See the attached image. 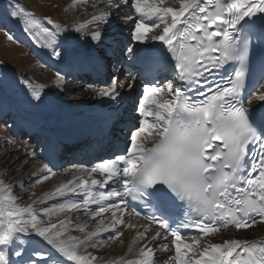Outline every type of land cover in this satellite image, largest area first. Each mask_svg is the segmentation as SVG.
Instances as JSON below:
<instances>
[{
	"label": "snow or ice",
	"instance_id": "snow-or-ice-1",
	"mask_svg": "<svg viewBox=\"0 0 264 264\" xmlns=\"http://www.w3.org/2000/svg\"><path fill=\"white\" fill-rule=\"evenodd\" d=\"M105 6L107 11L70 27L48 17L45 24L13 0L0 11V26L22 22L53 60L70 64L75 45L112 54L108 26L115 13L130 8L134 15L123 18L130 35L119 51L140 68L135 74L126 70L130 79L123 82L113 75L101 89L89 87L101 99L119 103L124 90L131 94L137 81H144L136 103L140 119L126 151L74 165L80 175L47 197L66 198L63 202L36 209L33 204L46 203L39 200L21 207L15 186L0 182V264H94L97 257L88 249L102 246V233H109V240L121 235L128 198L152 212L143 215L131 207L127 214L148 225L128 245L134 258L120 257L113 264H264V240L187 243L182 232L195 229L207 237L230 225L240 230L257 218L264 221V91L244 94L249 74L255 77L253 88L264 89V0H174L169 6L165 0H107L91 10ZM227 67L232 72L225 77ZM66 79L58 72L57 87L64 90ZM24 83L31 100L45 102L43 86ZM246 101L259 103L245 107ZM141 137L144 143H138ZM25 155L35 159V148ZM41 172L51 175L53 169L45 164ZM97 173L102 179L93 178ZM110 185L119 187L109 190ZM81 208L92 212L93 221L107 212L114 219L110 227L83 237L69 233H83L87 224L69 228L65 219H51L55 210L78 215ZM153 224L157 228L149 235ZM154 247L167 255L157 257Z\"/></svg>",
	"mask_w": 264,
	"mask_h": 264
},
{
	"label": "bare ground",
	"instance_id": "bare-ground-1",
	"mask_svg": "<svg viewBox=\"0 0 264 264\" xmlns=\"http://www.w3.org/2000/svg\"><path fill=\"white\" fill-rule=\"evenodd\" d=\"M83 1L84 0H76V3H80ZM88 2L89 6L86 8L83 16H81L78 21H75L76 24L88 21L93 15L97 14L99 11L108 10L107 6L103 8H97L95 11L91 10L93 5H106L107 0H90ZM169 3V0H165V6H169ZM2 6H5L4 8L7 9L6 3H3ZM74 11L76 12L77 9H75ZM128 15H134V12L130 8H126L120 13H115L113 15L112 21L108 26L106 34V39L110 44H117L119 39L118 37L125 38L126 36L130 35H125V33L123 32L126 28L125 24L123 23V18ZM115 19H120V21L114 22ZM89 49L90 47L88 45H75L73 47L71 61L77 62L78 58L82 59L81 52L89 51ZM38 56L40 58V61L46 57L51 58L50 54L48 53V50L46 52L40 50L38 52ZM16 80L17 79H15V77L13 78L7 74L6 69L4 70L0 68V99L4 104L2 102L1 103L6 108L12 109L15 118L17 116H19L20 118H25L29 125L37 126L38 128L42 129L43 134L47 135L48 137H51V139L58 142H63L67 140V136L74 130H81L86 127H93L96 120H99L100 118L103 122H105L107 118V113L105 112H110V110L115 108L117 104L113 103L112 101L106 98L101 99L98 95L93 94L92 87L87 88L84 92L79 93L78 91H75L73 92V94H71L70 90H67L66 88L62 90L60 87H57L56 84V86L51 84L43 88L42 96L45 102L42 104H37L36 101L31 100L30 93L27 87L24 86L25 84H20ZM259 91H264V89H260ZM69 97L71 98V100H69V102H65L66 100H68ZM258 103L259 102L254 101L253 104L247 103L246 106L252 107ZM13 121L14 120L12 119L11 122ZM19 135H23L24 137L27 136V138H29V141H31V138L33 137L32 135H28V133ZM147 135L148 134L146 133L145 137ZM39 140H33L34 143L28 144L26 148L14 143L11 144V146L9 147L10 153L1 163L0 166L3 169H7L6 171L7 173H9H5L2 177L6 184L13 185L17 178L24 177V184L30 183L32 181L37 182V184L34 185L35 191H40V189H43L45 187L44 189H46L47 191H45V195L39 200H45V207H48L54 203L63 202V200L66 199L57 198L54 200H48L47 197L49 196V194L54 191L59 185L66 183L69 179H72L73 176H79L80 173L75 167L65 168L61 167L60 164H55L54 167L56 169H53V173L48 176L47 179H38V177L48 174L41 172L43 165L40 161L37 160L38 156L35 159L26 156L25 150L31 151L33 148H35L36 151L39 152L42 150V145H44L43 142L45 144H48V142H50L45 139ZM144 142V137L138 139V143ZM20 144H22L21 141ZM150 145V141L145 143V146L147 147H150ZM16 149L21 150L16 151ZM22 165V169L18 171V168H20ZM33 166H36L35 170L33 169ZM83 178L88 179L86 173L84 174ZM15 185L16 186L14 188L13 194H18V187L19 185H21V182L18 184L16 183ZM69 195L73 194L70 193ZM94 207L97 208L96 205H94ZM76 211L77 210H64L63 212H60L59 210H55L54 214L51 216V219L53 220V222H56L59 219H65L66 224L69 228L75 227L74 225L77 222H81L79 223V225L87 224V227L85 228V231L83 233H69L70 235L78 237H83V235L97 231L102 227H110L114 219L111 213L107 212L99 215L97 219L93 221L91 211L85 213L81 208V210H79L80 214L74 215ZM117 216H119V212L117 213ZM68 217H72L70 223L67 221ZM125 220L126 224L119 226L121 229V235L117 239L109 240V233H102V238L100 240L102 246L96 249H88V252L97 257V260L94 262V264H113V262L120 257H124L125 259L134 258L132 254L127 253V248L135 237L137 231H143L144 225L138 220L132 219L128 215H125ZM251 230V232L249 231V233L243 236L244 238H239V235H237L240 234L242 231H236L235 229L227 228L223 231H219L213 234L212 236L200 237L199 239L205 240L217 234L228 232V236L225 239L236 238L253 241L264 240V225H255ZM154 233L155 230L150 228L149 235ZM186 242L191 243L192 240H186ZM139 243L141 242H138L136 246H139ZM153 250L157 254V257L167 255L166 253H163L162 250L158 247H154ZM159 264H166V262L160 261Z\"/></svg>",
	"mask_w": 264,
	"mask_h": 264
},
{
	"label": "rangeland",
	"instance_id": "rangeland-1",
	"mask_svg": "<svg viewBox=\"0 0 264 264\" xmlns=\"http://www.w3.org/2000/svg\"><path fill=\"white\" fill-rule=\"evenodd\" d=\"M75 1L76 0H13V3H19L20 5L24 6L27 10L33 13L37 18L43 19L42 22H44L45 24H46L45 18L48 17V18H51L55 23L61 24L62 27H70V26L76 25L75 21H78L81 18V16H83L86 8L89 6L88 5L89 2L78 5L79 3H75ZM169 2H170L169 5L174 4V0H169ZM4 7L5 6H3V10L6 9ZM75 9H77L76 12L74 11ZM16 24H17L16 26L18 27V29L19 30L21 29L20 30L21 34H18L19 32H15V33H12V35L16 37H20L22 36V33H23L25 35L24 37L29 38L31 41V44L29 45V43L27 42V44L25 45L26 48H28V46H35L38 49L41 48L40 50H45L44 48L40 47L38 43H36V41L33 39L32 34L24 30L25 26L22 22H16ZM9 34L10 33L8 32H6V34L0 32V65H3L10 69L13 68L18 73L16 74L12 71L6 70L7 74L13 78L15 77V79H17L16 81H18V83L23 84V85L25 84L24 81H27L28 83H31L33 86H43V88L51 84L56 86L55 78L51 76L48 71H46L45 67L40 63L39 58L34 57L35 54L33 52L32 53L34 55L30 53L25 47L20 45V43H17L19 46L18 45L15 46L14 44H12V41L8 39V36H7ZM45 51H47V49ZM24 86L27 87L26 84ZM85 90H86V87L73 88L71 90V94H73V92L75 91H78L80 93V92H84ZM69 100H71L70 97L65 102H69ZM25 139H26L25 141L28 140L27 136H25ZM9 141H12V140L9 138L6 131L3 129H0V165L5 160V158L9 155L10 153L9 147L11 146V144L14 143L13 141L9 143ZM21 143L22 144L15 141L14 144H17V145H20L26 148V145L23 144V141H21ZM26 152L27 150H25V153ZM23 165L20 168H18V171L22 169ZM33 169L35 170L36 166H33ZM6 170L7 169H3L0 166V182L3 181L2 183L4 184H6V182H4L2 177L4 176L5 173H7ZM23 179L24 177L17 178L15 183L13 184L14 186H16L15 185L16 183L18 184L20 182L21 183L23 182V186L21 187L19 185L20 188L18 187L19 193L13 194L17 198V201H16L17 204L21 207H25L29 204H33L34 201H39V199L45 195V191H47L46 189H44L45 187L43 189H40V191L39 190L35 191L34 185H36L37 182L32 181L30 183L24 184L25 182ZM33 206L36 209H40V208L45 207V204L35 203L33 204ZM41 219L47 222L49 217L42 216ZM79 223L77 222L74 226L79 225ZM249 231L251 232L252 230L250 229L246 232H241L240 234H237V235H239L238 236L239 238L240 237L244 238L243 236L249 233ZM227 236H228V232H224L222 234H218L216 236L208 238V240H211L214 243L216 242L220 243Z\"/></svg>",
	"mask_w": 264,
	"mask_h": 264
}]
</instances>
